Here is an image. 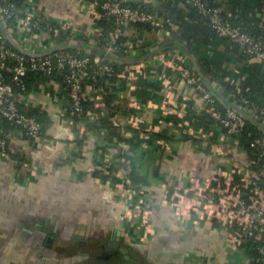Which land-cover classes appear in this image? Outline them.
<instances>
[{
  "label": "crops",
  "instance_id": "obj_1",
  "mask_svg": "<svg viewBox=\"0 0 264 264\" xmlns=\"http://www.w3.org/2000/svg\"><path fill=\"white\" fill-rule=\"evenodd\" d=\"M36 1L60 29L53 36L56 46L103 57L100 44L77 38L101 30L79 0ZM123 1L154 11L163 3ZM68 29L74 38L59 40ZM178 30L175 21L163 32L128 28L124 34L135 43L124 57L128 62L111 60L120 68L129 64L130 70L107 82L109 90L99 86L103 100L99 92L92 96L81 119L71 121L59 81L36 80L30 86L21 106L46 112V136L33 142L18 131L12 135L10 152L26 154L28 168L18 170L14 160L0 156V264L249 263L216 208L221 192L242 181L250 153L240 139L207 123L200 92L174 66L182 56L193 67L197 59L180 38L166 44ZM212 86L222 94L219 85ZM114 89L122 109L109 115L105 94ZM105 159L116 180L93 175ZM127 189L143 190L145 217L117 216ZM47 236H53L49 245Z\"/></svg>",
  "mask_w": 264,
  "mask_h": 264
},
{
  "label": "built area",
  "instance_id": "obj_2",
  "mask_svg": "<svg viewBox=\"0 0 264 264\" xmlns=\"http://www.w3.org/2000/svg\"><path fill=\"white\" fill-rule=\"evenodd\" d=\"M16 1L0 0V118L14 124V127L4 134L0 127V156L12 159L14 162L16 160L9 148L14 133L18 131L21 138L25 137L33 142L46 136L44 126L36 115L28 114L21 108L28 91L25 84L27 73L37 71L40 74L37 81L40 82L51 81L56 75L60 76L59 88L64 91L68 99V112L73 122L85 116L84 104L100 91L96 82L101 77L111 81L115 76H121L130 70V65L124 64L119 69L121 72H117L111 59L100 56L80 57L69 50L59 48L50 37L43 38L42 34L45 31L52 35L57 34L60 29L47 18L45 12L37 5V1L25 0L23 4H18ZM190 1L208 18L218 36L240 44L250 58L259 56L264 59V44L245 31L240 24L236 25L226 19L221 7L207 0ZM79 4L88 8L95 20L101 16L113 20L117 32L112 33L105 43L103 48L107 52L114 53L117 46L116 36L128 32V27L133 23H147L161 32L166 28V22L158 12L148 8H134L123 0H79ZM99 5L102 12L97 10ZM8 20H13L15 25L9 26ZM4 26L10 39L30 51V54L19 50L16 46L8 45V36L2 30ZM121 45L129 54L131 46L129 41H124ZM183 60L184 56L176 59L174 66L187 84L194 86L200 92L206 112L214 117L216 124L228 136L239 139L247 126L248 118L234 108L227 107L224 110L220 107L217 97L202 86L190 68L183 64ZM5 71L11 72V75H7ZM98 98L103 100L101 92ZM233 102L253 110L264 119V106L250 101L245 96L236 98ZM251 146L257 153L253 154V157L250 154V161L246 165L242 181L231 184L221 192L216 213L230 228L231 240L237 245L241 246V242L247 239L258 242L262 256L260 264H264V135L253 138ZM25 167L28 168L27 165ZM109 167V159L103 160L100 164L103 173H109ZM202 188L203 186L199 187L200 192ZM142 195L143 190H125L124 203L116 209L117 216L125 220L128 213L132 212L134 216L143 214L141 216L145 217L146 201ZM134 207L137 211H134Z\"/></svg>",
  "mask_w": 264,
  "mask_h": 264
},
{
  "label": "trees",
  "instance_id": "obj_3",
  "mask_svg": "<svg viewBox=\"0 0 264 264\" xmlns=\"http://www.w3.org/2000/svg\"><path fill=\"white\" fill-rule=\"evenodd\" d=\"M25 0H17L18 4H23ZM208 2L223 8V15L226 19L230 20L234 24H240L243 29L249 32L254 38L259 40L264 44V0H207ZM134 8H149V6L142 3H130L126 2ZM220 5V6H219ZM97 10L102 12L101 5L97 6ZM165 20L166 26L175 21L179 24L178 34L172 38L166 40V44H172L174 40L180 38L186 45V52L188 54H193L197 59L202 74L214 84L219 85L222 94L231 101L236 98L245 96L250 101L256 102L261 106H264V60L262 61H252L245 49L238 43L233 42L229 38H224L218 36V34L212 28L208 18L204 16L199 10L194 6L190 0H163L162 9H157V11ZM8 25H15L13 20H8ZM96 25L101 28L96 32L89 34L88 36H80L77 38L87 40L90 43L100 44V46L105 47V43L108 41L110 35L116 34L117 27L115 26L112 19H107L104 16L96 19ZM130 31L141 29L156 30L157 28L143 22H136L131 24L129 27ZM4 30V29H2ZM68 30H62V34L59 40L64 41L70 37L74 38L73 34H70ZM175 34V33H174ZM55 34L50 36V39H54ZM117 46L114 50V54L117 56L126 57L128 52L121 45L124 41H129L131 44L130 49L135 46L131 38L126 36L123 32L116 36ZM8 45L14 46L10 39L7 38ZM156 45V44H155ZM196 45H206L212 49L213 52L200 50ZM220 45L226 46L225 51L219 50ZM63 49L69 50L77 56H89L94 57L90 53H85L83 50H77L72 47H65ZM188 59V58H187ZM234 60H238L242 64L233 65ZM113 62V61H112ZM244 63V64H243ZM115 69L118 72L120 69V64L114 62ZM183 64L190 68L192 74L196 77L200 75L196 72L191 60L183 61ZM7 75H11V72L5 71ZM56 75V74H55ZM40 74L37 71H31L25 76V84L28 90L32 84L39 78ZM116 77V76H115ZM54 80L61 81L60 76L56 75ZM107 78L101 77L98 83L102 88L110 89V86L106 84ZM116 89L112 91H107L105 94L106 108L108 109V114L112 115L114 112H119L122 109V104H115L117 92ZM115 91V92H114ZM215 96V95H214ZM217 97V96H215ZM218 99V104L224 110L227 106L223 104L221 99ZM89 104L87 101L84 106ZM22 111L36 115V117L42 122L44 129L47 127L46 112L40 110L39 108H34L31 106H21ZM206 120L209 125L216 123L214 117L207 112ZM0 127L3 129V134L7 133L14 127L11 121L0 118ZM46 131V130H45ZM264 135L262 131L259 130L257 125L251 120H248L247 126L244 128L239 139L245 143V149L252 155L257 152L251 146V141L253 138ZM12 154V152H11ZM16 160V168L22 170L31 166V160L26 154H12ZM104 156V155H103ZM103 161V160H102ZM101 161V162H102ZM93 175L97 178L116 180L117 177L109 167V173H103L100 169V165L93 169ZM240 183V182H236ZM264 184V182H263ZM241 247L244 249L246 256L248 258V264H260L261 254L258 249V242L253 240H246L241 242Z\"/></svg>",
  "mask_w": 264,
  "mask_h": 264
},
{
  "label": "water",
  "instance_id": "obj_4",
  "mask_svg": "<svg viewBox=\"0 0 264 264\" xmlns=\"http://www.w3.org/2000/svg\"><path fill=\"white\" fill-rule=\"evenodd\" d=\"M4 31L7 34V30L6 27L4 26ZM8 36V34H7ZM8 38L10 39V37L8 36ZM12 44L14 46H16L19 50L26 52V53H31L30 51H28L27 49H25L23 46H21L20 44L16 43L15 41H13L12 39H10ZM82 46V45H81ZM103 57L106 56L107 59H117V58H122L121 60L124 62H128V60L124 57H120L115 55L114 53L111 52H107L105 49H103ZM193 63H194V67L196 69V71L198 72V74L201 76V80H202V86L210 91L213 95L217 96L219 99H221V101L223 102L224 105H226L227 107H231L236 109L237 111H239L240 113L244 114L248 120H251L253 122H255L257 125H259V127L264 130V119L261 118L259 115L255 114V112L251 109H246L245 107H242L236 103H234L233 101L229 100L228 98H226L224 95H222L220 92H218L217 90H215L212 86V83L202 74V71L199 68V65L197 63V61H195V59H193ZM53 240V236H47V243L46 244H50Z\"/></svg>",
  "mask_w": 264,
  "mask_h": 264
},
{
  "label": "rangeland",
  "instance_id": "obj_5",
  "mask_svg": "<svg viewBox=\"0 0 264 264\" xmlns=\"http://www.w3.org/2000/svg\"><path fill=\"white\" fill-rule=\"evenodd\" d=\"M146 236H140L139 240H144ZM144 238V239H143Z\"/></svg>",
  "mask_w": 264,
  "mask_h": 264
}]
</instances>
